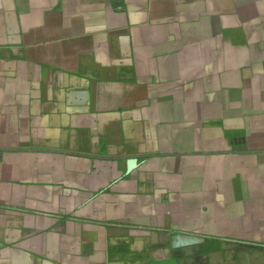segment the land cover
Wrapping results in <instances>:
<instances>
[{"label": "crops", "instance_id": "0c3cea01", "mask_svg": "<svg viewBox=\"0 0 264 264\" xmlns=\"http://www.w3.org/2000/svg\"><path fill=\"white\" fill-rule=\"evenodd\" d=\"M0 264H264V0H0Z\"/></svg>", "mask_w": 264, "mask_h": 264}, {"label": "water", "instance_id": "95a60500", "mask_svg": "<svg viewBox=\"0 0 264 264\" xmlns=\"http://www.w3.org/2000/svg\"><path fill=\"white\" fill-rule=\"evenodd\" d=\"M133 162H134V158L129 159V160H128V166H129L130 164H133Z\"/></svg>", "mask_w": 264, "mask_h": 264}]
</instances>
